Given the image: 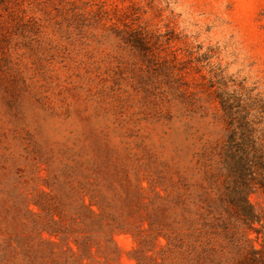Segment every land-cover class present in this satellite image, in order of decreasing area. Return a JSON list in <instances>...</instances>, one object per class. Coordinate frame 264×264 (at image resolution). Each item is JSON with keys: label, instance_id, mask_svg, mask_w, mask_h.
Instances as JSON below:
<instances>
[{"label": "rangeland", "instance_id": "374dc122", "mask_svg": "<svg viewBox=\"0 0 264 264\" xmlns=\"http://www.w3.org/2000/svg\"><path fill=\"white\" fill-rule=\"evenodd\" d=\"M221 91L264 102V0H0V264H264V190L256 223L226 202ZM62 182L103 196L92 255L46 232Z\"/></svg>", "mask_w": 264, "mask_h": 264}, {"label": "trees", "instance_id": "16d2710c", "mask_svg": "<svg viewBox=\"0 0 264 264\" xmlns=\"http://www.w3.org/2000/svg\"><path fill=\"white\" fill-rule=\"evenodd\" d=\"M217 99L227 124L223 163L228 177L234 181L233 187L227 189L226 202L233 213L248 223H256L259 221L258 215L247 197L251 193L254 181L257 182L254 183L255 186L264 190V102L256 103L249 98L243 99L234 93L225 91H221ZM251 153L255 157V161L250 160ZM64 186L65 182H62L54 188L58 193L59 204L64 208V211L59 209V212H62V218H68L71 224L68 228L60 229L58 232H46L60 241H69L67 235L70 234L74 236L70 240L77 248V252H75L73 247L67 245V249L72 255L80 253L84 256L92 255L91 246L96 242L97 245L99 244L98 235L104 229L102 225L105 216L102 209L103 196L94 193L87 203L85 202L86 195L78 193L74 188L60 194ZM58 208L55 207L56 211ZM200 216L202 217V215ZM153 221L158 224L156 239L163 236L169 241V236L167 237L163 233L166 230H170V235L177 238L178 230L174 223L168 220L166 210L160 209ZM52 222L58 223L55 218H52ZM75 226L78 229H75ZM115 229L125 232L123 227ZM59 234L64 235L60 236ZM20 239L26 241L23 238ZM109 241L114 245L113 237H110ZM51 243L53 244V242ZM117 251L118 248L114 245V252Z\"/></svg>", "mask_w": 264, "mask_h": 264}]
</instances>
